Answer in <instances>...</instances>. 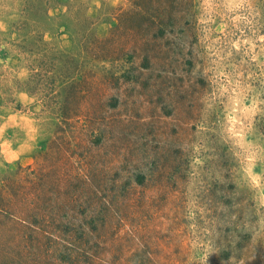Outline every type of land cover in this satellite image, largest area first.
<instances>
[{
	"label": "rangeland",
	"instance_id": "obj_1",
	"mask_svg": "<svg viewBox=\"0 0 264 264\" xmlns=\"http://www.w3.org/2000/svg\"><path fill=\"white\" fill-rule=\"evenodd\" d=\"M0 264H264V0H0Z\"/></svg>",
	"mask_w": 264,
	"mask_h": 264
}]
</instances>
